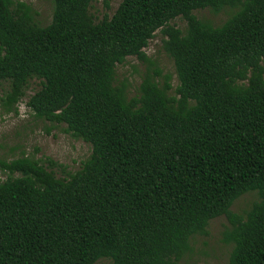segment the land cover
Wrapping results in <instances>:
<instances>
[{"label": "trees", "instance_id": "trees-1", "mask_svg": "<svg viewBox=\"0 0 264 264\" xmlns=\"http://www.w3.org/2000/svg\"><path fill=\"white\" fill-rule=\"evenodd\" d=\"M95 1L53 0L42 26L32 4L0 0L6 112L38 81L29 110L92 151L61 178L49 157L0 160V264H181L223 216L229 264H264V0H123L100 21ZM206 9L231 12L214 26ZM158 31L175 88L145 52ZM129 57L149 65L134 95L117 76Z\"/></svg>", "mask_w": 264, "mask_h": 264}, {"label": "rangeland", "instance_id": "rangeland-1", "mask_svg": "<svg viewBox=\"0 0 264 264\" xmlns=\"http://www.w3.org/2000/svg\"><path fill=\"white\" fill-rule=\"evenodd\" d=\"M33 5L36 10V21L46 26L51 23L53 17V0H22ZM123 0H110L109 9L105 0H96L91 9L96 21L104 16L112 17ZM230 10L218 15L209 9L196 11L194 14L201 20L214 26L222 25L229 17ZM180 28H185L186 22L177 19L172 22ZM165 37L158 31L154 39L149 43L145 52L149 59L157 64L163 71V75H173L174 88L178 85V79L172 59L163 50ZM148 63L140 62L136 57H129L127 63L117 67V76L120 82L130 85L131 95L141 83L142 75L148 68ZM40 89L38 81H33L26 92V96L18 104V114L6 112L1 98L3 89L0 87V160L12 161L26 153L35 156L36 159L51 158L55 162L65 166L66 173L55 170L58 178L68 177L82 168L83 163L91 155V146L82 140L74 139L66 133V125L56 126L48 132L52 126L47 121L38 120L29 110L27 102L29 98ZM9 173L0 166V183L6 181ZM259 200L257 193H248L231 208L232 212L244 215L252 204ZM230 223L226 217H220L211 221L208 227V235L196 236L191 240V251L184 257L181 264H229L233 244L224 242V235ZM109 259H101L96 264H110Z\"/></svg>", "mask_w": 264, "mask_h": 264}]
</instances>
